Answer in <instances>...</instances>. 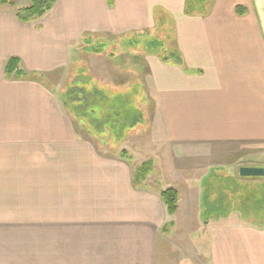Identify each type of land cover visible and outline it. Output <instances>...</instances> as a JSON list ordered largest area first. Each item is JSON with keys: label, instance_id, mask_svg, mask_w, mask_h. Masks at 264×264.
<instances>
[{"label": "crops", "instance_id": "obj_1", "mask_svg": "<svg viewBox=\"0 0 264 264\" xmlns=\"http://www.w3.org/2000/svg\"><path fill=\"white\" fill-rule=\"evenodd\" d=\"M28 2L0 4V264H264V223L234 212L204 223L202 208L213 182L264 186L237 176L264 166V0H57L23 23L14 9ZM163 16L183 64L146 53L127 68L141 62L153 104L143 125L117 135L70 115L59 99L70 67L84 62L94 86L90 67L109 65L82 38L143 33ZM12 56L22 76H6ZM45 71L59 73L55 92L34 76Z\"/></svg>", "mask_w": 264, "mask_h": 264}, {"label": "trees", "instance_id": "obj_2", "mask_svg": "<svg viewBox=\"0 0 264 264\" xmlns=\"http://www.w3.org/2000/svg\"><path fill=\"white\" fill-rule=\"evenodd\" d=\"M14 0H0V4H12ZM57 0H29L26 6L16 7L14 14L16 18L23 23L31 22L44 15L49 11ZM160 35L148 41L147 44L153 48V50L147 51L148 54L156 55L162 62H172L178 65L183 64V59L180 51L177 48L174 33L172 35L164 34L163 29L160 28ZM82 51L101 52L102 49L95 47L89 48L88 40L82 38ZM76 73V72H75ZM6 76H22V70L19 68V59L16 56H12L7 60L5 65ZM77 72L71 77L70 87L67 89V94L71 92L70 89H76L77 95L74 97L68 96L65 99L63 95L62 105L68 110L69 113L74 112L75 115L81 120L86 117L90 124H94L98 127L108 125L111 127L118 126L116 134L125 135L119 131L126 128H130L137 123L144 122L145 112L139 106L136 107L132 100L127 94L122 96H108L102 90L99 89L97 84L94 86L86 85L89 82L81 80ZM84 81V82H83ZM121 156H126V151H120ZM148 173V164L145 163L136 170L134 179L139 180L145 178ZM223 182V181H222ZM236 182L232 186L228 183H222L217 185L213 182V187L217 190V196L211 198L210 196L204 195V211L203 219H209L210 217H223L231 214L232 212L237 213L241 218L246 221L255 223H264V186L245 185L244 183ZM225 188L230 190V196L224 195L221 191ZM246 190V194L243 191ZM207 192V191H206ZM161 200L165 206V210L168 214H173L177 209L178 192L173 187H168L160 191ZM212 203V206L210 205ZM234 204V206H233ZM235 210V211H234ZM241 210V211H240ZM242 215H241V214Z\"/></svg>", "mask_w": 264, "mask_h": 264}, {"label": "rangeland", "instance_id": "obj_3", "mask_svg": "<svg viewBox=\"0 0 264 264\" xmlns=\"http://www.w3.org/2000/svg\"><path fill=\"white\" fill-rule=\"evenodd\" d=\"M160 28L163 29L164 34L168 33L169 35L170 34L172 35L173 21L170 20L168 17L163 16V19L156 23L155 28L146 30V32H143L144 35L142 32H138L137 34L135 32H131L125 35L124 37H119V38L118 37L114 38L112 36L107 35L106 38L94 37L95 41L93 43L89 41L88 43L90 47L97 48L99 46V48L105 50V53L101 55V59L97 58V60L102 61V66L106 64V63L103 64V61L108 62L109 64L107 66H104V68H102V70L99 73L95 68H93V67H97L98 64H94L92 65V67H90L92 69L91 75L93 76L94 80H96L95 83L97 84L99 89L106 94H112L115 91L117 93H120L121 95L127 94L128 97L131 98L132 103L136 107L140 106L144 110L146 120H147V116L150 115V112L152 111L153 104L151 101L147 100V95L144 88V80L142 78L143 73L141 71V67H142L141 62L138 64L139 66L137 68L138 69L137 72L139 73L138 75L133 73L134 71L136 72V70L134 71L130 70L132 72V75L129 74V70L127 68L130 67V64H132V62L137 61L138 58L141 60L143 57H145L147 51L153 50V48L149 46L150 44L148 45L147 42L153 40L154 37L160 35L161 33ZM110 52L114 53L116 56L111 57L112 53ZM122 58L123 61L120 62V59ZM127 59L130 60L129 64H126ZM113 65L115 67H113ZM132 68L135 67L132 66ZM70 69L71 71L68 74V78L67 79L64 78L62 83L59 84L61 87L60 96H59L60 101H62L63 95L65 96V99H67L68 96L75 97L77 95L76 89H70L71 92H69V94L66 93L67 89L70 87L69 84H71L72 82L70 81L71 77L77 74V72L80 73L77 76L80 77L81 80L87 81L89 77L87 74V70L84 68V62L82 61H78L77 63L73 64L70 67ZM57 71H45L40 73L37 72L34 73L35 74L34 76L39 78L47 87L52 88L53 91L55 92L56 82L58 79L57 76L59 75ZM105 72L108 73L106 74ZM100 73L102 76L100 75ZM115 75L116 78L118 79L111 81L110 79H115L114 78ZM119 76H121V78ZM89 80H91L92 82L93 79L89 78ZM69 114L75 116L74 112H71ZM75 119L78 120V118L75 117L73 119L74 123H79V121H76ZM84 120L88 121L87 119ZM136 125L141 126L143 125V122L137 123ZM214 183H217V185L219 186L222 185V183L223 184L228 183L229 186H232L236 182L232 180H228L223 182L216 181ZM244 184H246V181L244 182ZM259 185H262V183H259ZM243 193L246 194V190H244ZM210 205L212 206V203ZM202 208L204 210V203L202 204ZM237 213L239 214V212Z\"/></svg>", "mask_w": 264, "mask_h": 264}, {"label": "water", "instance_id": "obj_4", "mask_svg": "<svg viewBox=\"0 0 264 264\" xmlns=\"http://www.w3.org/2000/svg\"><path fill=\"white\" fill-rule=\"evenodd\" d=\"M238 175L240 177H263L264 167L263 166H239Z\"/></svg>", "mask_w": 264, "mask_h": 264}]
</instances>
